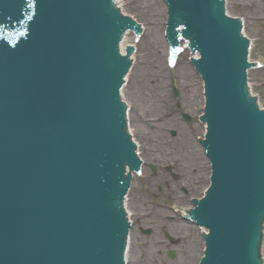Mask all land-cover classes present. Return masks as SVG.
Instances as JSON below:
<instances>
[{"label":"water","instance_id":"95a60500","mask_svg":"<svg viewBox=\"0 0 264 264\" xmlns=\"http://www.w3.org/2000/svg\"><path fill=\"white\" fill-rule=\"evenodd\" d=\"M112 1L0 0V264H124L125 171L141 163L125 131L119 92L130 63L118 44L141 30ZM165 2L171 56L184 26L206 84L212 187L190 213L210 232L201 264H261L264 111L246 93L247 42L223 0ZM118 5L144 30L120 45L123 55L135 47L121 96L144 162L124 201L126 264H199L202 229L185 213L210 184L203 82L186 46L168 65L162 0ZM249 60L248 89L264 109V40Z\"/></svg>","mask_w":264,"mask_h":264},{"label":"rangeland","instance_id":"374dc122","mask_svg":"<svg viewBox=\"0 0 264 264\" xmlns=\"http://www.w3.org/2000/svg\"><path fill=\"white\" fill-rule=\"evenodd\" d=\"M226 11L242 22V33L251 43L262 45L264 40V3L262 0H226ZM264 264V245L261 248Z\"/></svg>","mask_w":264,"mask_h":264}]
</instances>
